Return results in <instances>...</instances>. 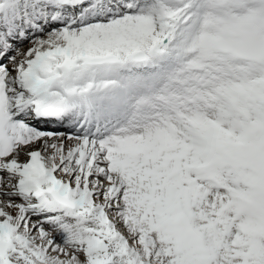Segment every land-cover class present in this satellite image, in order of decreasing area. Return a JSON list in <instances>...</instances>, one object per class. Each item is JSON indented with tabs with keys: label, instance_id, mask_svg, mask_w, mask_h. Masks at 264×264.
Here are the masks:
<instances>
[{
	"label": "snow or ice",
	"instance_id": "6c2138e0",
	"mask_svg": "<svg viewBox=\"0 0 264 264\" xmlns=\"http://www.w3.org/2000/svg\"><path fill=\"white\" fill-rule=\"evenodd\" d=\"M0 264H264V0H0Z\"/></svg>",
	"mask_w": 264,
	"mask_h": 264
},
{
	"label": "bare ground",
	"instance_id": "6f19581e",
	"mask_svg": "<svg viewBox=\"0 0 264 264\" xmlns=\"http://www.w3.org/2000/svg\"><path fill=\"white\" fill-rule=\"evenodd\" d=\"M22 157V156H21Z\"/></svg>",
	"mask_w": 264,
	"mask_h": 264
}]
</instances>
